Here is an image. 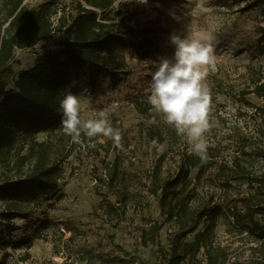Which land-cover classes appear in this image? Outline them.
<instances>
[{
	"label": "rangeland",
	"instance_id": "374dc122",
	"mask_svg": "<svg viewBox=\"0 0 264 264\" xmlns=\"http://www.w3.org/2000/svg\"><path fill=\"white\" fill-rule=\"evenodd\" d=\"M44 1H53L59 8L53 18L54 26L63 9L72 13L78 2L25 0V4L37 8ZM113 11V23H119V30L128 31L125 41L116 45V50L124 54L127 67L102 77L95 87L68 83L63 91L81 98V118L85 120L96 118L99 111L113 103L118 104L109 113V119L121 131L122 148L112 144L108 156L101 150L98 157L92 149L75 147L61 167L60 198L47 200L42 194L26 193L0 197V213L20 215L12 221L0 217V261L6 258L10 264H160L157 247L141 245L140 228L148 220L159 218L155 201L145 192L144 184L154 166L161 162L169 174L175 172V152L190 151V145L180 136L175 148L158 143L153 147V142L139 133L140 125L146 121L131 101L149 97L147 89L156 65L161 58H174L175 46L170 40L173 34L185 38L195 28L213 37L214 63L208 67L206 78L213 122L205 134L210 154L230 159L253 133L254 107L261 103L252 92L253 83L264 75V15L256 0H117ZM61 35L33 48L18 50L11 63L13 70L4 78L6 88L16 90L19 74L35 66L41 56L55 52ZM46 138L47 133L38 135L40 141ZM107 140L110 139L100 143L106 144ZM112 153L121 158L129 190L134 193L127 206V219L121 225L103 223L101 197L96 192L97 175L103 172L100 160L110 161ZM196 174L197 170L191 171L192 177ZM217 192L214 186L213 193ZM245 192L242 187L233 194L242 196ZM47 222L52 225L44 228ZM64 223L74 230H65ZM224 223V218L217 222L216 244L227 248L231 260L245 264L257 242L246 233H230ZM170 231L171 227L166 226L161 234L163 246L168 245ZM74 232V238L69 240ZM26 253L31 255L27 261ZM196 261L205 263L204 255L200 254Z\"/></svg>",
	"mask_w": 264,
	"mask_h": 264
},
{
	"label": "trees",
	"instance_id": "16d2710c",
	"mask_svg": "<svg viewBox=\"0 0 264 264\" xmlns=\"http://www.w3.org/2000/svg\"><path fill=\"white\" fill-rule=\"evenodd\" d=\"M116 1L78 0L74 13L63 9L54 26L53 18L59 8L53 1L30 8L25 0H0V197L26 193L42 194L47 200L60 198L61 167L75 147L92 149L98 157L103 150L108 156L111 140L106 144L97 141L95 147H89L91 141L83 133L82 142L77 144L63 132L60 102L66 95L63 91L66 84L92 88L102 77L127 67L124 54L116 50L128 32L119 30V23H113ZM256 2L264 15V0ZM60 33L59 48L22 71L17 89L8 90L4 78L13 70L11 63L16 52L33 48ZM253 86V94L261 101L254 107L253 133L230 159L207 150L208 159L202 163L197 155L184 149L175 152L178 159L173 157L175 172L169 174L161 162L147 177L145 192L153 197L159 218L148 220L140 228L141 245L157 247L160 264H239L231 260L226 247L216 244L215 230L220 218H224L230 233L239 236L246 233L257 242L245 264H264L263 74ZM131 104L146 121L139 129L142 137L171 149L178 145L180 136L163 116L151 111L148 97L134 98ZM153 117L156 123L149 124ZM111 124L114 128L118 126ZM40 133H47L44 141L38 139ZM100 161L103 172L97 175L96 192L101 197V219L106 224L121 225L127 219V206L134 193L129 190L117 153H112L108 162L106 158ZM192 170H197L195 177L191 176ZM214 186L217 193H213ZM242 187L246 188L244 195L233 194ZM19 216L14 212L0 213L6 221ZM51 225L47 222L44 228ZM63 225L65 230H74L70 224ZM166 226L171 231L168 245L163 246L161 234ZM31 246L30 243L28 248ZM200 254L204 255L205 263H197ZM30 258L26 253L24 260ZM0 264L10 263L5 258Z\"/></svg>",
	"mask_w": 264,
	"mask_h": 264
},
{
	"label": "clouds",
	"instance_id": "9594fccd",
	"mask_svg": "<svg viewBox=\"0 0 264 264\" xmlns=\"http://www.w3.org/2000/svg\"><path fill=\"white\" fill-rule=\"evenodd\" d=\"M170 40L175 46L174 58H161L156 65L147 89L148 102L153 113L163 116L177 135L187 139L190 152L203 163L208 159L205 134L213 127L210 91L206 84L208 67L214 63L213 37L193 28L185 38L173 34ZM116 108L118 104L113 103L99 111L96 118L85 120L81 118V98L68 92L60 102L62 130L73 143L80 144L83 133L91 141L89 147L110 139L114 147L122 148L121 131L114 128L109 119V113ZM154 123L155 117L149 121V124ZM155 146L156 141H153Z\"/></svg>",
	"mask_w": 264,
	"mask_h": 264
}]
</instances>
